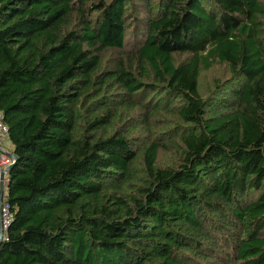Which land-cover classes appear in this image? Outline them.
I'll return each instance as SVG.
<instances>
[{
  "label": "trees",
  "instance_id": "trees-1",
  "mask_svg": "<svg viewBox=\"0 0 264 264\" xmlns=\"http://www.w3.org/2000/svg\"><path fill=\"white\" fill-rule=\"evenodd\" d=\"M0 112V264H264V0H0Z\"/></svg>",
  "mask_w": 264,
  "mask_h": 264
},
{
  "label": "built area",
  "instance_id": "built-area-1",
  "mask_svg": "<svg viewBox=\"0 0 264 264\" xmlns=\"http://www.w3.org/2000/svg\"><path fill=\"white\" fill-rule=\"evenodd\" d=\"M6 144H9L8 130L6 124L2 120V114L0 112V173L3 172V185L6 183V173L4 172L6 167L12 163L11 152L6 149ZM11 219V212L9 211L8 204L5 197H0V240L4 237L5 230Z\"/></svg>",
  "mask_w": 264,
  "mask_h": 264
},
{
  "label": "rangeland",
  "instance_id": "rangeland-1",
  "mask_svg": "<svg viewBox=\"0 0 264 264\" xmlns=\"http://www.w3.org/2000/svg\"><path fill=\"white\" fill-rule=\"evenodd\" d=\"M225 75L226 70L224 69V66H215L210 71L202 73L199 78V92L201 93V95H206L208 90L211 89L214 78H222ZM10 148V145L6 144V149L10 150ZM159 156V161L162 164L169 162V160L171 159L169 154L164 153L160 154Z\"/></svg>",
  "mask_w": 264,
  "mask_h": 264
},
{
  "label": "water",
  "instance_id": "water-1",
  "mask_svg": "<svg viewBox=\"0 0 264 264\" xmlns=\"http://www.w3.org/2000/svg\"><path fill=\"white\" fill-rule=\"evenodd\" d=\"M11 157H12V159H13V161H14V159H15V156L11 153ZM13 161H12V163L11 164H9L7 167H6V169H5V173H7L8 172V170L11 168V166H12V164H13ZM3 177H4V175H3V172H1L0 173V197H1V190H2V186H3V183H2V181H3ZM0 235H1V230H0Z\"/></svg>",
  "mask_w": 264,
  "mask_h": 264
}]
</instances>
